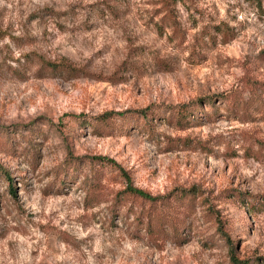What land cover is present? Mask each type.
Segmentation results:
<instances>
[{
	"label": "rangeland",
	"instance_id": "obj_1",
	"mask_svg": "<svg viewBox=\"0 0 264 264\" xmlns=\"http://www.w3.org/2000/svg\"><path fill=\"white\" fill-rule=\"evenodd\" d=\"M61 60L78 76L41 68ZM187 102L180 128L166 106ZM146 106L109 134L75 117ZM0 166V264H264V0H0ZM122 170L195 187L161 205L166 236L116 199Z\"/></svg>",
	"mask_w": 264,
	"mask_h": 264
},
{
	"label": "trees",
	"instance_id": "obj_2",
	"mask_svg": "<svg viewBox=\"0 0 264 264\" xmlns=\"http://www.w3.org/2000/svg\"><path fill=\"white\" fill-rule=\"evenodd\" d=\"M177 0H163V5L165 7L166 13H170L173 6L175 5ZM170 15V14H169ZM45 70H50L52 72H59L62 75L76 77L79 74V68L73 67L67 61H44L43 66ZM209 102V99H206ZM199 102H187L181 103L177 105H168L166 109L169 112L167 114V120L170 122L171 120L175 121V125L180 128L185 127L189 120L190 114L195 113L198 109ZM158 110L154 106H146L144 108H137V109H125L122 111H113V110H105L98 115H88V116H75L79 123L81 124H89L91 129L97 134H109L116 128L122 127L124 124H130L133 120L147 121L151 116L154 115L155 111ZM165 113V112H164ZM98 161L105 163V165H111V160L108 158L95 157ZM78 157H72L68 155L64 161L61 163L63 166L62 171L67 170L68 167H73L75 172L77 168V160ZM110 161V162H109ZM113 162V161H112ZM0 172L7 180L8 187L13 195H15L14 191V179L9 174V171L0 166ZM122 174L126 178V185L124 189H122L118 194L115 196L117 200L122 201V195L124 194V198H130L131 200L135 201L137 204L141 206V210H146L148 214V221L146 223V229L149 233H152L153 228L152 220H155L154 227L158 226L160 233L162 235L158 236V238L162 236H166V232L163 228V223L165 222V218L167 215H164V212L161 210V205L165 204L167 206H172L174 202L181 203L182 198H189L191 205V199L196 196L195 187L189 189H180L178 192H169L167 195L163 196H156L151 195L141 188L135 187L130 183L129 176L126 174L125 171L122 170ZM98 178L96 177V172L91 178L87 179V182H95ZM122 194V195H121ZM195 194V196H194ZM174 199V200H172ZM147 206V207H146ZM146 207V208H144ZM142 215V214H141ZM141 217V216H140ZM143 221H141L142 223ZM218 228L222 225V222L217 221ZM231 245V244H230ZM232 248V245H231ZM230 262L231 264H248V259H239L237 256L232 252H230Z\"/></svg>",
	"mask_w": 264,
	"mask_h": 264
}]
</instances>
